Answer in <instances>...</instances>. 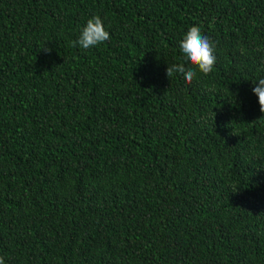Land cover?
I'll return each instance as SVG.
<instances>
[{
    "label": "trees",
    "instance_id": "1",
    "mask_svg": "<svg viewBox=\"0 0 264 264\" xmlns=\"http://www.w3.org/2000/svg\"><path fill=\"white\" fill-rule=\"evenodd\" d=\"M191 26L216 64L169 80ZM261 78L264 0H0V257L264 264Z\"/></svg>",
    "mask_w": 264,
    "mask_h": 264
},
{
    "label": "clouds",
    "instance_id": "2",
    "mask_svg": "<svg viewBox=\"0 0 264 264\" xmlns=\"http://www.w3.org/2000/svg\"><path fill=\"white\" fill-rule=\"evenodd\" d=\"M109 40L110 34L105 30L104 22L99 16H94L87 20L78 39L72 41V46L87 50ZM179 50L181 61L166 68L169 80L174 74H179L187 84H191L198 73L207 76L213 71L216 64V43L209 36L202 34L198 26L188 29L179 43ZM253 85L252 92L258 97L260 112L264 113V78ZM0 264H5L3 257H0Z\"/></svg>",
    "mask_w": 264,
    "mask_h": 264
}]
</instances>
